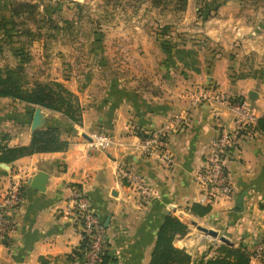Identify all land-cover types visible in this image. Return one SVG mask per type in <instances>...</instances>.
<instances>
[{
  "label": "crops",
  "instance_id": "obj_1",
  "mask_svg": "<svg viewBox=\"0 0 264 264\" xmlns=\"http://www.w3.org/2000/svg\"><path fill=\"white\" fill-rule=\"evenodd\" d=\"M74 1L81 5L86 0ZM200 3L203 0H186L179 18L168 22L183 39L178 46L195 51L194 61L184 57L188 65L177 59L175 49L161 46L153 29L144 23L134 31L116 30L117 37L131 39L127 53L141 62L138 68H110L109 53L103 46L99 67L105 81L96 84L92 73L82 78L71 74L70 69L55 78L78 97L81 121L42 107L44 116L38 129L57 127L61 139L68 141L67 149L0 162L1 189L13 179L25 182L23 201L15 214L16 228L8 241L0 242V264H82L78 254L81 237L65 213L71 184L81 186L106 228V264H149L156 232L168 214L177 217L182 212L198 225L226 237L228 245L242 246L248 253L264 237V134L260 132L253 138L238 137L232 148L228 169L233 198L213 203L203 216L185 212L197 198L194 175L204 164L212 140L221 127L234 128L229 107L209 100L194 104L196 92L215 87L227 95L246 98L254 123L264 114V83L236 76L237 60L250 52L263 54L259 59L264 63V45L260 44L264 42V15H246L250 5L246 0H214L208 4L213 8L210 14L203 18ZM256 8L264 9V2ZM2 13L6 18L10 15L6 10ZM11 55L18 62V57ZM251 93L257 97L251 99ZM35 107L0 98V139L8 135L10 146L29 144ZM181 113L189 123L169 136L171 166H164L153 156L141 157L135 148L139 134L158 130ZM95 132L108 134L111 145L106 150L80 152L75 142L82 133L89 136ZM118 166H131L144 174L156 197L145 203L138 201L115 179ZM39 172L46 176L42 191L28 183ZM179 219L187 230L175 236L173 246L190 254L189 264H203L222 242L197 227L195 232L186 217ZM249 264H264V258L249 259Z\"/></svg>",
  "mask_w": 264,
  "mask_h": 264
},
{
  "label": "rangeland",
  "instance_id": "obj_2",
  "mask_svg": "<svg viewBox=\"0 0 264 264\" xmlns=\"http://www.w3.org/2000/svg\"><path fill=\"white\" fill-rule=\"evenodd\" d=\"M9 1L0 0L1 13L5 10L6 14L9 12ZM16 1L33 3L36 9L31 14L25 13L15 19L16 29H28L29 32L19 33L13 44L6 45L11 48L4 49L2 46L1 49L0 42V66H20V71L30 85L56 81L55 78L67 69H70L71 74L82 75V78L92 73L96 84L98 80L105 81L100 76L102 70L99 67L102 63L99 53L103 46L109 53L110 68H138L141 62L127 53L132 47L131 39L126 35L117 37L116 34L124 33L125 30L134 31L135 27L144 23L153 29L158 41L160 37L173 42L183 40L168 24L181 14L179 0H86L81 5L74 0ZM246 1L250 4L246 7V15L254 16L258 12L264 15V9L256 8V4H262L264 0ZM117 38L119 41L115 40ZM33 41L35 45H32ZM260 44L264 45V42ZM11 53L18 57V62ZM260 55L263 56L253 51L240 57L236 76L252 77L256 69L264 66ZM106 69L109 71V67ZM187 222L191 225L189 220ZM193 230L197 232L195 226Z\"/></svg>",
  "mask_w": 264,
  "mask_h": 264
},
{
  "label": "built area",
  "instance_id": "obj_3",
  "mask_svg": "<svg viewBox=\"0 0 264 264\" xmlns=\"http://www.w3.org/2000/svg\"><path fill=\"white\" fill-rule=\"evenodd\" d=\"M209 100L224 104L234 114L232 130L221 127L212 140L202 167L195 173L194 181L198 185L196 203L212 205L219 200H231L234 196V185L229 173L228 164L232 148L238 137L253 138L257 134L254 119L248 100L239 95H227L215 87L198 90L193 103ZM189 120L185 113L173 116L168 123L153 132L139 134L135 148L143 158L155 157L166 167L171 166L173 157L169 150V136L173 131L186 128ZM90 139L81 137L75 142L80 152L106 150L112 143L106 133H91ZM115 179L124 183L129 190L145 203L156 197L147 177L131 166H118ZM23 180L13 179L10 184L0 188V242L9 240L16 228L15 214L23 201ZM66 214L70 215L76 225L81 242L78 247L82 264H106L107 236L106 228L90 206L89 199L81 186L71 184ZM189 213L188 211H185ZM264 258V237L259 239L249 252V259Z\"/></svg>",
  "mask_w": 264,
  "mask_h": 264
},
{
  "label": "trees",
  "instance_id": "obj_4",
  "mask_svg": "<svg viewBox=\"0 0 264 264\" xmlns=\"http://www.w3.org/2000/svg\"><path fill=\"white\" fill-rule=\"evenodd\" d=\"M180 9L183 10L186 0H179ZM211 1L203 0L200 15L206 18L211 9L208 4ZM9 17L0 13V42L1 49L3 45H11L15 37L23 32H29L28 29H16V18L25 13H33L36 9L35 4L27 1L10 0ZM66 23H69L66 20ZM40 35V34H38ZM161 45L166 49H175L174 53L180 62L185 65L184 57L192 61L195 60V51L178 46L180 42H173L159 38ZM243 77V76H239ZM253 78H257L264 83V66L256 69ZM0 98H11L28 105H39L41 107L61 112L70 120L79 123L81 121L82 107L79 104L78 97L69 91L63 83L52 81L49 83L29 84L20 66H0ZM254 129L264 134V114L256 119ZM68 141L61 139L60 130L57 127H46L35 129L31 134L30 143L27 145H9L8 135L0 139V162L11 163L14 160L33 153L63 151L67 149ZM188 210L190 213L203 216L210 210V205L192 203ZM187 225L174 215H166L156 232V240L151 251L149 264H189L191 256L188 252L177 249L173 246L176 235L184 234ZM216 253L203 261V264H249V253L242 246H233L221 243L215 249ZM80 255V253H78Z\"/></svg>",
  "mask_w": 264,
  "mask_h": 264
},
{
  "label": "water",
  "instance_id": "obj_5",
  "mask_svg": "<svg viewBox=\"0 0 264 264\" xmlns=\"http://www.w3.org/2000/svg\"><path fill=\"white\" fill-rule=\"evenodd\" d=\"M250 97H251V99H255L257 96L255 94L251 93ZM42 116H44V113L42 112V107L39 105H36L34 112H33V115H32V119H31V130L34 131L35 129H38L39 127H41ZM82 136L85 137L86 139H90V137L84 133H82ZM45 180H46L45 174L42 172H39L33 178L28 179V183L32 187H34L35 189L42 191V190H44ZM179 215L181 217H184V218L186 217L191 222V224H193L195 227H197L199 230H201L205 234L213 236V237L218 236L217 231H215L213 229L206 228L205 226L198 225L192 218L185 215L184 213L181 212V213H179ZM218 239L222 243L230 244V241L222 235L218 236Z\"/></svg>",
  "mask_w": 264,
  "mask_h": 264
}]
</instances>
